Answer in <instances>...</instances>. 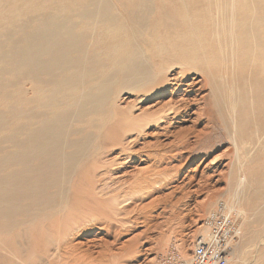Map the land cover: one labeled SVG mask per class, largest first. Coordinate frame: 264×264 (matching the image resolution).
<instances>
[{
  "label": "bare ground",
  "instance_id": "6f19581e",
  "mask_svg": "<svg viewBox=\"0 0 264 264\" xmlns=\"http://www.w3.org/2000/svg\"><path fill=\"white\" fill-rule=\"evenodd\" d=\"M8 18L12 25H0V67L16 71L24 62L18 71L29 93L6 109L12 129L3 138L10 147L0 146V264L56 260L77 223L127 213L128 194L100 199L94 181L93 153L118 146L125 152L121 138L143 121L108 107L120 93H153L176 86L186 70L198 73L237 147H264V0H0V19ZM100 33L109 39L105 65L93 51L103 43ZM118 81L125 87L113 93ZM246 168L230 187L242 196L237 220L250 249L243 261L231 254L234 264H264V246L254 247L264 229V150ZM137 241L128 248L135 251Z\"/></svg>",
  "mask_w": 264,
  "mask_h": 264
},
{
  "label": "rangeland",
  "instance_id": "374dc122",
  "mask_svg": "<svg viewBox=\"0 0 264 264\" xmlns=\"http://www.w3.org/2000/svg\"><path fill=\"white\" fill-rule=\"evenodd\" d=\"M13 19H0V25L10 26ZM106 38L105 33L98 34L96 41L103 43L93 47L104 65L110 61L106 59L110 52V47L104 44L109 41ZM20 51L22 49H18ZM21 64L24 62L16 65V71L14 67L12 70L0 67V114L5 124L0 129L2 147H10L3 140L12 129L8 107H13L18 97L25 99L29 93V83L23 71H18ZM185 73L176 86L169 85L149 94L120 93L116 99L113 96L114 99L108 101V107L113 103L116 113L140 116L144 126L141 123L139 131L121 138L126 153L120 146L99 148L93 153L97 154L99 167L94 176L95 193L100 199L108 200L128 194L132 202L127 201L129 204L123 206L127 213L109 216V220L103 215L91 222L77 223L70 233L73 235L68 234L62 243L64 246L61 244L60 257L56 260L49 257L41 264H162L163 257L172 250H178L188 259L196 240L211 227L207 226L210 216L218 211H225L230 219L227 238L232 244L224 251L229 257L228 264H234V255L240 254L239 260L243 261V253L250 247L242 237L246 226L237 220L239 193L232 194L230 186L233 178L237 179L239 169L248 167L255 153L262 152L264 147L259 144L237 147L231 131L212 104L206 79L189 70ZM124 87V82H116L113 93ZM180 100L186 102L180 103ZM165 106L168 109L176 106L180 110L175 107L176 113L156 122L153 116H160L166 111ZM159 110L161 113H157ZM97 144H102L101 136ZM243 172H239L240 175ZM142 179L146 181L143 183ZM245 183L246 179L241 178L240 184ZM239 200H242L241 195ZM245 202L249 204L248 200ZM262 234L254 247L256 244L264 246V229ZM135 237L138 238L137 249L132 251L128 246ZM69 246L76 248L75 252L70 251L72 256L70 252L65 253L64 248Z\"/></svg>",
  "mask_w": 264,
  "mask_h": 264
},
{
  "label": "built area",
  "instance_id": "2783aa9c",
  "mask_svg": "<svg viewBox=\"0 0 264 264\" xmlns=\"http://www.w3.org/2000/svg\"><path fill=\"white\" fill-rule=\"evenodd\" d=\"M230 221L224 218L221 211L213 212L207 226L214 225L208 238L200 237L193 245L190 257L184 258L179 251L172 250L162 259V264H227V255L224 256L228 245L227 233Z\"/></svg>",
  "mask_w": 264,
  "mask_h": 264
}]
</instances>
